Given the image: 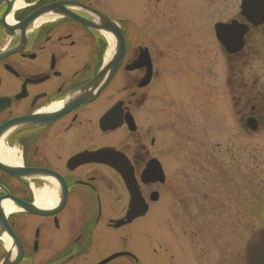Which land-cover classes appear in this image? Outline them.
I'll list each match as a JSON object with an SVG mask.
<instances>
[{"label":"flooded vegetation","instance_id":"flooded-vegetation-1","mask_svg":"<svg viewBox=\"0 0 264 264\" xmlns=\"http://www.w3.org/2000/svg\"><path fill=\"white\" fill-rule=\"evenodd\" d=\"M114 1L0 0V127L8 125L0 145L19 163L0 162L37 172L0 170V264L17 253L16 264L133 262L105 263L120 252L136 258L109 236L131 241L143 219L141 237L162 218L181 227V241L167 240L178 251L185 226H213L219 212L245 215L254 178L264 193V158H250L249 171L248 145L237 141L264 139V23L245 20L242 0H172L190 26L171 58L163 27L146 24L168 15L163 0H132L136 15L112 14ZM223 2L232 4L222 12ZM102 19L125 45L107 71L113 39ZM218 23L235 31L218 36ZM39 186L54 192L47 205L35 201ZM131 208L144 214L118 225Z\"/></svg>","mask_w":264,"mask_h":264},{"label":"rangeland","instance_id":"rangeland-1","mask_svg":"<svg viewBox=\"0 0 264 264\" xmlns=\"http://www.w3.org/2000/svg\"><path fill=\"white\" fill-rule=\"evenodd\" d=\"M109 1V0H105ZM143 1V0H142ZM141 1V2H142ZM111 6H109V11L112 14L117 15H136L137 11L132 4V0H115ZM114 4V5H113ZM163 6L166 7L169 17H159L157 20L154 18L146 22L147 26L158 29L159 26L163 27L164 31L161 38H168V41L173 43L170 48L169 53L171 58H178L177 49H179V44L182 41V36L184 32H187L189 24L186 22V15L183 8L180 9L179 3L178 8L174 9L172 0H163ZM232 3L223 2V8L219 11H225L228 9ZM144 11H146L144 9ZM172 11V13H170ZM183 13V18L177 20L179 12ZM175 15V16H174ZM148 16H146L147 18ZM181 21V22H180ZM164 40V41H165ZM176 53V54H172ZM203 53V52H202ZM207 53V51H206ZM202 58H204L202 56ZM216 67L219 69L220 58H216ZM221 70V67H220ZM159 89V86L156 87ZM222 92H217V102L219 103L222 99L220 96ZM223 113H219L217 117H223ZM227 121V119H226ZM235 134V131H233ZM240 143L248 145V156H249V171L254 169L253 162L250 158H264V139L258 138V136L249 137L246 141L237 139ZM251 164V166H250ZM252 180V179H251ZM258 179H253L252 185H248V204L243 215L242 213H234L231 211L226 212V215H221L218 213V218L216 223L210 227L200 226L201 228H196L194 226H185L184 228L188 231L183 233V243L181 249L178 251H171L168 247L167 240H172L176 244L173 236L176 240L180 239L179 226L171 227L169 222L161 219V223L153 226L152 236L149 238L145 233L141 237V232L145 229L144 219L136 222L131 234L137 235L130 238L131 241H124L120 234H110L107 235L113 240L115 244L120 246L125 245L128 250L136 255L138 264H243V246L247 235L253 230L264 224V193L259 191L260 185L257 182ZM159 219L161 216H158ZM228 219L231 220L228 223ZM150 221V218H147ZM164 221V223H163ZM137 227V228H136ZM141 229V230H140ZM194 230V231H191ZM194 232V233H191ZM196 234V236H194ZM138 242H142V245H138L134 239ZM144 238H148L149 252L145 251L144 248ZM181 241V239H180ZM103 249L106 252L111 250L104 246ZM177 254V255H176ZM127 262L132 264L130 260H120L123 264Z\"/></svg>","mask_w":264,"mask_h":264},{"label":"water","instance_id":"water-1","mask_svg":"<svg viewBox=\"0 0 264 264\" xmlns=\"http://www.w3.org/2000/svg\"><path fill=\"white\" fill-rule=\"evenodd\" d=\"M58 10H61V8L58 7ZM109 22L110 21L108 20L102 19L100 24L101 27H104V30L109 31L111 33L113 39V50L110 55V62L106 66L105 71L110 69L117 61V59H120L122 57L124 51L123 40L120 32ZM86 24L90 25L89 23ZM7 127L8 125L1 127L0 132L2 130L4 131ZM0 169L7 171L16 178H20L23 175H25L26 177H34L37 175V172L33 170H27L23 172V170L19 168H15L12 170L7 169L1 162H0ZM0 217L2 216L0 215ZM18 260H19V254L17 253L14 257L4 260L3 264H16ZM247 264H264V227L255 230L248 239Z\"/></svg>","mask_w":264,"mask_h":264},{"label":"bare ground","instance_id":"bare-ground-1","mask_svg":"<svg viewBox=\"0 0 264 264\" xmlns=\"http://www.w3.org/2000/svg\"><path fill=\"white\" fill-rule=\"evenodd\" d=\"M108 51V50H107ZM0 159L9 161L10 163H19L18 158L15 156V150H8L3 145H0ZM35 201L39 205H47V202L54 200V192L46 186H39L34 188ZM11 209L7 207L6 212Z\"/></svg>","mask_w":264,"mask_h":264}]
</instances>
